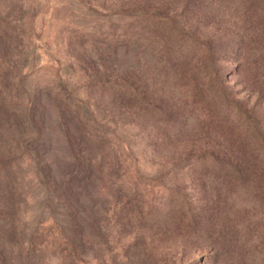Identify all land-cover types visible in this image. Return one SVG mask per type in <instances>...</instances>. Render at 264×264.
Returning a JSON list of instances; mask_svg holds the SVG:
<instances>
[{"label":"rangeland","instance_id":"rangeland-1","mask_svg":"<svg viewBox=\"0 0 264 264\" xmlns=\"http://www.w3.org/2000/svg\"><path fill=\"white\" fill-rule=\"evenodd\" d=\"M30 89L59 171L87 132L79 264H264V0H0V102Z\"/></svg>","mask_w":264,"mask_h":264},{"label":"trees","instance_id":"trees-1","mask_svg":"<svg viewBox=\"0 0 264 264\" xmlns=\"http://www.w3.org/2000/svg\"><path fill=\"white\" fill-rule=\"evenodd\" d=\"M39 96L30 89L27 104L21 108L10 101L0 102V144H5L6 155L0 171L3 255L8 264H74V257L79 264L84 233L88 228L101 232L96 219L108 209L101 213L97 204L86 200L91 172L84 157L87 132L83 128L76 125L78 134L63 138L61 144L64 161L72 170L59 171L66 166L58 168L51 161L43 127L37 123L34 101ZM66 126L67 134L74 129Z\"/></svg>","mask_w":264,"mask_h":264}]
</instances>
